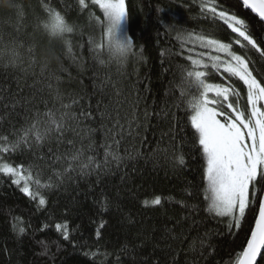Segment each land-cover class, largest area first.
I'll use <instances>...</instances> for the list:
<instances>
[{
  "label": "snow or ice",
  "instance_id": "obj_1",
  "mask_svg": "<svg viewBox=\"0 0 264 264\" xmlns=\"http://www.w3.org/2000/svg\"><path fill=\"white\" fill-rule=\"evenodd\" d=\"M237 3H241V0H237ZM15 6L14 4L13 7ZM41 6L45 15L37 17V29L41 30L50 42L63 45L66 54L75 61L71 37L78 31L79 25L69 21L66 14L57 10L50 0H41ZM77 6L80 11H89L90 19L101 29L100 34L104 31L106 21L122 22L129 15L127 0H77ZM91 6L99 8L102 18L91 12ZM241 7L249 9L259 21H264V0H242ZM200 12L205 19L211 21L212 27L199 32L181 30L180 50L175 52V55L182 57L186 63L178 65L180 80L176 87L179 90V99L173 107L180 108L183 104L187 123L181 124L177 131V118L175 113H172L173 126L160 132V141L146 159L154 160L156 167L159 165L160 156H163L175 175L188 167L185 148L197 150L202 188H195L191 181H186L180 189V198L173 195H154L150 199H143L141 204L144 208L159 207L164 214L166 204L179 205L181 215L178 219L168 216V220H174V223L164 224L157 239H154V233L158 229L153 224L144 240L135 245L126 240L120 252L130 256L135 262L136 254L144 247L145 241H153L152 253L149 256H141V264H179L181 252H185L186 256L191 254L197 257L186 259L184 264H207L209 258L218 255V245L212 238L220 233L205 229L203 226L206 221L197 218L200 206L193 202V198L202 195L203 210L212 219L220 218L218 222H223L226 218L225 226L230 236L234 238L243 231L244 239L240 250L234 254V260L230 254L223 264H264V71L257 67L258 62L264 64V37L258 42L249 20L242 18L236 11L225 8L223 0H200ZM20 16L23 17L22 11ZM220 27L226 33V39L217 35ZM172 28L175 29V25ZM89 44L97 60L96 54L101 45L93 39L89 40ZM132 45V56H140L144 52L143 48H140L139 53L135 51L133 40ZM185 45L191 47L185 48ZM36 47L33 43L25 49V46L16 40L5 41L3 33L0 32V62H3L5 67H20L26 59L30 65H35ZM185 51L187 55L184 54ZM253 52L258 54V59L253 58ZM141 58L145 61L147 59ZM47 67L48 62L43 61L42 74ZM212 76L218 77L220 82L210 81L209 77ZM54 79L55 84L50 81L47 88L59 103V107H48L45 101L43 111L36 108L32 110L31 115L17 113L21 117L19 126L16 122L9 121V132L0 131V174L8 177L11 184L31 201H35L37 210H42L48 205L46 193L59 188L66 179L72 180L73 173L81 177L95 173L99 182L102 176L112 174L113 166L119 168L125 160H136L144 155L139 148L127 146L124 147L123 154L121 153L125 134L132 136L135 131L139 135L138 130L141 127H145L147 131L136 106L139 101L132 107L131 116L126 117V127L120 122L119 116L111 128L101 125L104 129V138L99 144V148L103 149L102 159L97 150V142L90 135L86 145L84 137L81 138L79 146H76V141L72 139L65 140L66 133L77 131L73 122L78 125L79 118L73 107L78 101L73 99L64 102L60 77L55 76ZM116 95H120L118 88ZM32 99L34 97L21 99L19 94H16L8 103H4L5 96L0 90V103H3L4 109L11 108L15 111L22 108L27 112L26 106ZM96 107L99 110L101 103L98 102ZM8 115L0 114V127ZM84 115L81 113V117ZM99 115L102 120L111 118L106 112H100ZM87 116L91 117V113ZM151 116H155L158 123L167 121L169 109L165 106L149 113L145 108L143 120L148 121ZM92 131L94 130H89ZM165 137H169V141L167 145L162 146ZM53 142L58 148L65 143L69 148L64 152H54L51 147ZM45 146L49 154L47 156L42 151ZM24 152H30L32 160L16 163L11 159L12 156L22 155ZM192 158L196 159L195 156ZM49 160L51 165L63 166L59 169L52 167L51 175L45 178L44 169L36 161ZM133 170L135 171V168ZM126 175H121V182L125 180ZM165 175L167 176V172ZM98 203L101 212L107 211L111 205L107 196ZM12 219V229L17 238L26 235L23 227L17 231V221L20 218ZM126 222L134 223L130 215L126 217ZM105 225L106 221L101 219L95 230L97 241L101 239V230ZM42 227L49 228L48 222L45 221ZM52 227L64 241L72 243L67 220L56 222ZM193 231L196 232L195 236L191 235ZM137 235H143V231ZM185 242H188L187 249L183 247ZM40 243L44 247L40 255H48L47 245L43 241ZM157 250L164 252L163 261L154 256ZM98 254L105 258L111 255L107 252L100 253L99 249L92 251L90 247L82 252V255L88 258H94ZM117 264H120L119 255ZM216 264L221 262L216 261Z\"/></svg>",
  "mask_w": 264,
  "mask_h": 264
},
{
  "label": "trees",
  "instance_id": "obj_2",
  "mask_svg": "<svg viewBox=\"0 0 264 264\" xmlns=\"http://www.w3.org/2000/svg\"><path fill=\"white\" fill-rule=\"evenodd\" d=\"M50 2L57 10L66 14L69 21L79 25L78 31L71 37L76 59L74 61L66 54L63 45L50 42L48 37L37 29V17L45 15L41 0H15L16 6L11 10L0 8V32L3 33L4 40H16L23 44L25 49L33 43L37 46L35 65H30L27 59L20 67H5L0 64V90L5 96L4 103H8L16 94H19L21 99L34 97L26 106L27 112L22 108L15 111L11 108L4 109L3 103H0V114H9L0 131L9 132V121L16 122L19 126L21 117L17 113L31 115L32 110L36 108L43 111L45 101L48 107H59V103L47 88L50 81L55 84L54 77L58 76L64 102L73 99L78 101L73 111L79 118V124L73 122V127L79 134L77 131H70L66 133L65 140L72 139L76 141V146H79L81 138L84 137L86 145L90 135L96 140L102 159L103 149L99 148V144L103 141L104 129L101 125L111 128L119 116L120 122L126 127V117L131 116L132 107L139 101L136 106L147 131L145 127H141L138 130L139 135L135 131L132 136L125 134L121 153L123 154V149L127 146L139 148L144 155L136 160H125L119 168L113 166L112 174L102 176L99 182L95 173L88 177L73 173L72 180L66 179L59 188L46 193L49 202L42 210H37L35 201L20 192L8 177L0 174V264H101V261L103 264H117V255L120 256V264H141L140 257L152 253L153 241H145L144 247L136 254L135 262L130 256L120 252L123 243L127 240L135 245L144 240L153 224L158 229L154 233V239H157L164 224L174 223V220L169 221L167 217L178 219L182 212L179 205L166 204L164 214L159 207L144 208L141 201L154 195H173L180 198V189L186 181H191L195 188H202L197 150L185 148L188 167L175 175L163 156H160L159 165L156 167L154 160L146 158L160 141V132L173 126L172 113H175L177 118V131L181 124L187 123L183 104L180 108L173 107L179 99V90L176 87L180 80L178 65L186 63L182 57L175 55L182 42L181 30L207 31L212 27V23L201 15L200 0H127L129 15L122 21L120 34L123 38L130 37L133 40L137 53L140 48H143L144 52L140 56H131L123 69H117L114 66L102 67L94 58L89 40H98L101 29L90 19L89 11H80L77 0ZM241 3H237V0H223L225 8H230L249 20L251 30L260 42V38L264 37V22L259 21L249 9H243ZM21 11L23 17L20 16ZM91 12L102 18V12L97 6H91ZM166 25L168 27H165ZM173 25L175 29L172 28ZM217 35L226 39L222 27ZM188 47L191 45H185V48ZM46 54L48 67L42 74L41 63L45 61ZM184 54L187 55V51ZM251 54L254 59H258V54ZM141 57H147L146 61ZM257 67L264 71V64L258 62ZM209 79L212 82H220L215 76ZM117 88L120 90L119 96L116 95ZM98 102L101 103L99 110L96 107ZM165 106L169 109L167 121L158 123L155 116H151L148 121L143 120L145 108L152 113ZM100 112H106L111 118L102 120ZM81 113L85 115L81 117ZM88 113H91V117L87 116ZM90 129L94 131L89 132ZM142 137L144 139H141ZM168 141L169 137H165L162 146L167 145ZM51 147L54 152H64L69 145L65 143L58 148L53 142ZM42 151L46 156L49 155L47 146ZM193 156L196 159H193ZM32 158L30 152L11 157L16 163H27ZM36 162L44 169L45 178L51 175L52 167L59 169L63 166L51 165L50 160ZM125 173L126 178L121 182L120 177ZM104 196L108 197L111 205L107 211L101 212L98 201ZM193 202L200 206L197 218L206 221L203 227L220 233L212 238L218 245V255L209 258L207 264H216V261L223 264L230 254L234 260V254L240 250L244 239L243 231L233 238L227 232L226 218L223 222H218L220 218L212 219L203 210L202 195L194 197ZM129 215L134 221L133 224L126 222ZM13 217L20 218L17 221V231L21 227L26 230V235L19 239L12 229ZM101 219L106 221V225L101 230V239L97 241L95 230ZM64 220L68 222L72 243L64 241L52 227L56 222ZM45 221L49 224L47 229L42 227ZM141 231L143 235H137ZM191 235L195 236L196 232L193 231ZM41 241L47 245L48 255H40L44 251ZM187 245L188 242H185L184 249H187ZM89 247L92 251L99 249L100 253L107 252L111 255L107 258L99 254L94 258L84 257L82 252ZM154 256L162 261L165 259L164 252L160 250L155 251ZM186 259L197 257L191 254L186 256L185 252H181L179 264H184Z\"/></svg>",
  "mask_w": 264,
  "mask_h": 264
},
{
  "label": "clouds",
  "instance_id": "obj_3",
  "mask_svg": "<svg viewBox=\"0 0 264 264\" xmlns=\"http://www.w3.org/2000/svg\"><path fill=\"white\" fill-rule=\"evenodd\" d=\"M15 0H0V8L11 10ZM120 21L108 20L105 22L104 31L100 34L97 42L101 47L97 51V61L100 66H114L117 69H123L133 52L132 40L130 37H121ZM59 38V34H57ZM55 58L54 56L52 57ZM45 61L48 62V54L45 55ZM3 64V62H0Z\"/></svg>",
  "mask_w": 264,
  "mask_h": 264
},
{
  "label": "water",
  "instance_id": "obj_4",
  "mask_svg": "<svg viewBox=\"0 0 264 264\" xmlns=\"http://www.w3.org/2000/svg\"><path fill=\"white\" fill-rule=\"evenodd\" d=\"M241 2H242V0H241ZM264 22V21H263Z\"/></svg>",
  "mask_w": 264,
  "mask_h": 264
}]
</instances>
